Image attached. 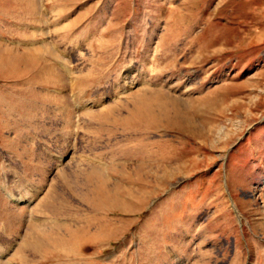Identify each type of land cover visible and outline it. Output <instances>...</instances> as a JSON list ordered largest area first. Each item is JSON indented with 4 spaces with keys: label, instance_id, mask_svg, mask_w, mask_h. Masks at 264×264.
<instances>
[{
    "label": "rangeland",
    "instance_id": "obj_1",
    "mask_svg": "<svg viewBox=\"0 0 264 264\" xmlns=\"http://www.w3.org/2000/svg\"><path fill=\"white\" fill-rule=\"evenodd\" d=\"M0 264H264V0H0Z\"/></svg>",
    "mask_w": 264,
    "mask_h": 264
},
{
    "label": "bare ground",
    "instance_id": "obj_2",
    "mask_svg": "<svg viewBox=\"0 0 264 264\" xmlns=\"http://www.w3.org/2000/svg\"><path fill=\"white\" fill-rule=\"evenodd\" d=\"M8 196L12 197L9 193H8ZM12 199L15 200L18 204H19L20 201H22L21 198H19V199H14V198H12Z\"/></svg>",
    "mask_w": 264,
    "mask_h": 264
}]
</instances>
